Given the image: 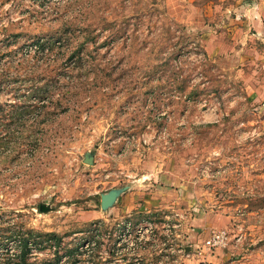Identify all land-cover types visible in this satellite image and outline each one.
Masks as SVG:
<instances>
[{
	"label": "rangeland",
	"instance_id": "1",
	"mask_svg": "<svg viewBox=\"0 0 264 264\" xmlns=\"http://www.w3.org/2000/svg\"><path fill=\"white\" fill-rule=\"evenodd\" d=\"M211 6L0 0V264H264V68Z\"/></svg>",
	"mask_w": 264,
	"mask_h": 264
},
{
	"label": "crops",
	"instance_id": "2",
	"mask_svg": "<svg viewBox=\"0 0 264 264\" xmlns=\"http://www.w3.org/2000/svg\"><path fill=\"white\" fill-rule=\"evenodd\" d=\"M204 1L213 5L210 20L203 25L207 52L219 56L240 54L251 63L262 60L260 66L264 68V0Z\"/></svg>",
	"mask_w": 264,
	"mask_h": 264
},
{
	"label": "built area",
	"instance_id": "3",
	"mask_svg": "<svg viewBox=\"0 0 264 264\" xmlns=\"http://www.w3.org/2000/svg\"><path fill=\"white\" fill-rule=\"evenodd\" d=\"M226 236L223 232L214 233L211 237L206 241L209 247H216L219 244H225Z\"/></svg>",
	"mask_w": 264,
	"mask_h": 264
},
{
	"label": "trees",
	"instance_id": "4",
	"mask_svg": "<svg viewBox=\"0 0 264 264\" xmlns=\"http://www.w3.org/2000/svg\"><path fill=\"white\" fill-rule=\"evenodd\" d=\"M51 237H52V239H54L57 242V243H55V245L58 246L60 244V238L55 236V235H53ZM25 247H26V245H24L23 249H25Z\"/></svg>",
	"mask_w": 264,
	"mask_h": 264
},
{
	"label": "water",
	"instance_id": "5",
	"mask_svg": "<svg viewBox=\"0 0 264 264\" xmlns=\"http://www.w3.org/2000/svg\"><path fill=\"white\" fill-rule=\"evenodd\" d=\"M85 162H86L87 164H91V163H92L91 159H88V160L86 159Z\"/></svg>",
	"mask_w": 264,
	"mask_h": 264
}]
</instances>
